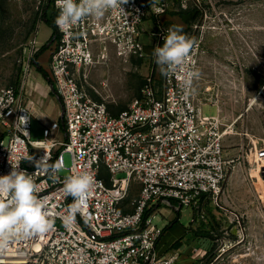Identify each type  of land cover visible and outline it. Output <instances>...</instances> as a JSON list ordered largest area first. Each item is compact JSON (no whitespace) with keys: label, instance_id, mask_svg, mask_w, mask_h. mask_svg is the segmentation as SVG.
Returning a JSON list of instances; mask_svg holds the SVG:
<instances>
[{"label":"built area","instance_id":"obj_1","mask_svg":"<svg viewBox=\"0 0 264 264\" xmlns=\"http://www.w3.org/2000/svg\"><path fill=\"white\" fill-rule=\"evenodd\" d=\"M174 1L184 10L193 3L203 16L205 5L213 4V0H127L123 11L109 9L99 19L87 16L67 34L55 24L46 69L64 113L60 121L44 123L41 139L32 138L33 111L21 90L0 87V175L16 164L31 174L40 189L36 195L45 200L54 221L42 235L13 240L0 255L3 264H215L214 253L193 263L180 262L178 253L161 255L157 243L163 229L155 223L158 203L192 209L198 220L206 219L207 200L223 209L218 200L231 163L225 131L219 115L204 114L196 97L197 79L190 89L182 85L187 71L199 72L200 41L195 39L183 70L163 76L161 87L150 79L129 108L117 115L88 88L96 51L114 46L120 56L144 55L140 34L146 19L156 26L151 32L156 45L164 42L170 27L162 16ZM52 5L55 21L59 9L55 0ZM61 123L66 140L58 137ZM65 152L72 156L69 176L87 173L98 182L84 213L69 227L61 219L73 202L62 190L67 178L60 175L66 168ZM44 156L48 170H36L35 161ZM58 162L57 171L52 165ZM135 187L138 193L130 200Z\"/></svg>","mask_w":264,"mask_h":264},{"label":"rangeland","instance_id":"obj_2","mask_svg":"<svg viewBox=\"0 0 264 264\" xmlns=\"http://www.w3.org/2000/svg\"><path fill=\"white\" fill-rule=\"evenodd\" d=\"M205 10L203 16L193 3L184 10L174 1L168 11L173 24L182 25L184 34L200 41L199 71L206 89L215 87L220 96L223 91L231 93V98L215 100L221 107L219 120L231 161L218 200L223 209L216 215L205 209L206 219L195 218V223L199 233L214 240L215 264H264V0H213V4L205 5ZM45 15L49 19L55 17L49 0H0V87L15 86L28 105H37L32 118L33 139L43 138L44 123L60 121L62 114L61 103L48 95V80L44 78V90L32 85L37 75L41 77L34 57L53 38ZM155 28L151 20L142 24L143 56H120L114 46L108 51H96L88 88L114 114L128 109L150 79L162 86L163 75L153 55L157 45L151 32ZM37 40L46 43L40 45ZM39 96L46 100L37 102ZM50 100L56 106L54 111ZM213 113L215 109L211 107L204 110L205 115ZM59 134L61 140H66L63 127ZM64 161L66 168L61 169L60 175L68 177L72 165L69 152L64 153ZM138 190H132L130 200ZM170 212L176 217L180 213L183 225L192 222V209H180L173 203L162 204L156 211L155 223L164 227ZM207 226L210 231L203 230ZM195 245L202 250L206 246L203 241Z\"/></svg>","mask_w":264,"mask_h":264},{"label":"clouds","instance_id":"obj_3","mask_svg":"<svg viewBox=\"0 0 264 264\" xmlns=\"http://www.w3.org/2000/svg\"><path fill=\"white\" fill-rule=\"evenodd\" d=\"M55 3L59 13L54 23L67 34L72 26L87 16L99 19L109 9L120 8L123 11L121 5L127 3V0H55ZM163 40V45L157 46L153 55L161 75L169 76L184 69L195 39L183 33L182 25H173L167 30ZM199 75L198 71H187L182 80L184 88L190 89L193 80L198 79ZM18 119L25 123L23 118ZM29 160H33V157H29ZM35 167L36 170L47 171V157L36 160ZM52 167L58 171L61 164L58 162ZM97 183L95 178L87 173L71 175L65 179L62 190L65 196L73 198V202L61 214L65 227L74 224L77 215L84 213L93 187ZM39 191L32 175L20 170L19 164L12 166L8 174L0 175V255L6 252L13 240L42 235L53 228L54 221L46 210L45 200L36 195ZM0 264L3 262L0 261Z\"/></svg>","mask_w":264,"mask_h":264},{"label":"crops","instance_id":"obj_4","mask_svg":"<svg viewBox=\"0 0 264 264\" xmlns=\"http://www.w3.org/2000/svg\"><path fill=\"white\" fill-rule=\"evenodd\" d=\"M146 20L153 21L152 19H146ZM162 20L169 27H171V25H176L175 23L174 24L172 23V21H171L172 18L170 16H168V13L162 16ZM41 27H42V25H41ZM49 30H50L49 34L52 35L53 34V28L50 27ZM37 42L41 43L40 45H44L46 43L44 40L40 41V42L37 40ZM51 52H52L51 48H49L39 55L37 62L43 68L47 67L46 65L48 64V62L50 61V58H51ZM199 73H200V71H199ZM39 74L41 77H39L37 75L34 78V82L32 83V85L36 86L35 87L36 90H39V89L44 90L46 80L44 79L43 75L40 72H39ZM201 80L202 79L199 75V78L197 79L196 87H195L196 97H197L198 101L203 103V105H202L203 110H205L206 107H211L212 109H215V113L209 114V115H219L221 113V107L219 104H217V101L215 102V100L217 99V100L221 101L227 97L231 98V93L223 91V93L220 96V94L216 92L217 88L210 86V87H207V88H209V90H207L206 84L203 83ZM48 87H49L48 91H47L48 95H51L50 97L54 98V95H52L50 85ZM246 97H247V95H245V97H243V98L245 99ZM212 99L214 100V103L203 102L204 100H211L212 101ZM238 99H241V97H239ZM45 100L46 99L44 97L39 96V98L37 99V102L38 101L39 102L45 101ZM50 101H52L51 110L54 111L56 109V106L53 104V100H50ZM29 106L31 107L33 113H35L38 110L37 105H36V108H32V106L30 104H29ZM247 111H248L247 109H244V112H247ZM112 114H114V113H112ZM117 114H119V113H115V115H117ZM225 151H226V143H225ZM175 204L177 206V203H175ZM161 206H162L161 203L156 204L155 205L156 210H159V208H161ZM219 209H220L219 207L213 206L211 209V212L213 214H215V213L221 211ZM179 212H181V210H179ZM170 214H171V212H170ZM194 216L195 215L193 213V218H194ZM180 217H181L180 213L178 214L177 217L173 216V213H172L171 217H169L167 219V224L164 227L159 225L163 229L162 235H161V237L157 243V249H158L159 253L163 256H172V255L178 253L179 254V261L182 263L197 262L198 260H201V258H204V256H205V259L211 257L213 254L212 250L214 249V246H215L213 238L211 236L207 235L206 233H199L197 230L198 225L196 226L195 222H191L188 226L183 225L182 223H180ZM174 220H177V223H175V225H172L169 229L164 231V229L167 226H169L171 224V222H173ZM207 227L208 228H203V230L210 231L208 229H210L211 227L210 226H207ZM202 241L206 245L203 250L195 245L196 243H198V242L200 243Z\"/></svg>","mask_w":264,"mask_h":264},{"label":"trees","instance_id":"obj_5","mask_svg":"<svg viewBox=\"0 0 264 264\" xmlns=\"http://www.w3.org/2000/svg\"><path fill=\"white\" fill-rule=\"evenodd\" d=\"M53 1H54V0H49L50 4H52ZM46 9H47V8H46ZM45 13H47V10H45ZM45 22H46L50 27L53 28V38L51 39V41H52V40L54 41V37H55V35H56V29H55L54 18H53V19H49V18H47V15H45ZM52 44H53V42H52ZM52 44H51V45H48V44H47V45H44V46H43V47H42V48L36 53V55H35V57H34V64H35V66L37 67V71L40 72V73L43 75V77H44L46 80H48V81L51 79V77H50V73L48 72V70L46 69V67L43 68L42 66H40V64L37 62V59H38V57H39V55H40L41 53H43V52L46 51L47 49L51 48V47H52ZM52 94H53V92H52ZM53 95H54V94H53ZM61 127L65 128L64 123H61ZM212 207H213V206H212V202L209 201V200H207V201L205 202V209H206L207 212L210 213V214H212V212H211ZM175 223H177V220H174L173 222H171V224H170L169 226H167V227L164 229V231L167 230V229H169L172 225H175Z\"/></svg>","mask_w":264,"mask_h":264},{"label":"water","instance_id":"obj_6","mask_svg":"<svg viewBox=\"0 0 264 264\" xmlns=\"http://www.w3.org/2000/svg\"><path fill=\"white\" fill-rule=\"evenodd\" d=\"M52 42H53V40H52ZM52 42H50L48 45H51ZM50 87H51V89H52V85H51V84H50ZM63 113H64V109L62 108V115H63Z\"/></svg>","mask_w":264,"mask_h":264}]
</instances>
